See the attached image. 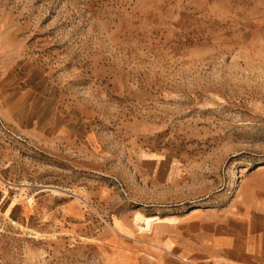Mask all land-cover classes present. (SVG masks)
Here are the masks:
<instances>
[{
  "label": "rangeland",
  "instance_id": "obj_1",
  "mask_svg": "<svg viewBox=\"0 0 264 264\" xmlns=\"http://www.w3.org/2000/svg\"><path fill=\"white\" fill-rule=\"evenodd\" d=\"M245 202L264 0H0V264L137 257L164 217Z\"/></svg>",
  "mask_w": 264,
  "mask_h": 264
},
{
  "label": "crops",
  "instance_id": "obj_2",
  "mask_svg": "<svg viewBox=\"0 0 264 264\" xmlns=\"http://www.w3.org/2000/svg\"><path fill=\"white\" fill-rule=\"evenodd\" d=\"M162 220L152 226L147 246L137 257L116 250V261L105 264H264V205L245 202L237 211L229 208ZM142 253L147 261L134 262L144 259Z\"/></svg>",
  "mask_w": 264,
  "mask_h": 264
},
{
  "label": "bare ground",
  "instance_id": "obj_3",
  "mask_svg": "<svg viewBox=\"0 0 264 264\" xmlns=\"http://www.w3.org/2000/svg\"><path fill=\"white\" fill-rule=\"evenodd\" d=\"M156 220V218H152V219H147V218H143L142 216H140V215H137V217L135 218V224H136V222L137 221H141L140 223H144V228L145 227H149L150 226V224H151V222H153V221H155ZM139 228L141 229V227L139 226ZM141 232V231H140Z\"/></svg>",
  "mask_w": 264,
  "mask_h": 264
}]
</instances>
